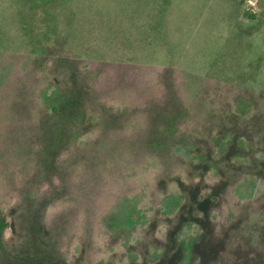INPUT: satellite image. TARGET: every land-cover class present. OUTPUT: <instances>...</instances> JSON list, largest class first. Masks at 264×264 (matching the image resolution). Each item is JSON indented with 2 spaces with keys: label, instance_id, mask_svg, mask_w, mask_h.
Wrapping results in <instances>:
<instances>
[{
  "label": "rangeland",
  "instance_id": "rangeland-1",
  "mask_svg": "<svg viewBox=\"0 0 264 264\" xmlns=\"http://www.w3.org/2000/svg\"><path fill=\"white\" fill-rule=\"evenodd\" d=\"M43 45L118 66L46 166ZM0 219V264H264V0H0Z\"/></svg>",
  "mask_w": 264,
  "mask_h": 264
},
{
  "label": "trees",
  "instance_id": "trees-1",
  "mask_svg": "<svg viewBox=\"0 0 264 264\" xmlns=\"http://www.w3.org/2000/svg\"><path fill=\"white\" fill-rule=\"evenodd\" d=\"M36 37V39H40L43 42L48 41L47 39L49 38L46 33H43L42 35L41 33H38ZM43 46L44 48L41 49L45 53L43 51H38L39 54L34 56L33 62L38 63L37 61L39 60L44 62V66L39 69V75L48 76V81L45 86L47 91L44 94V100L50 103L54 110L51 109L52 111H46L44 117V121L49 123V127H51L52 130L45 131L46 134H43L45 135L43 139H49L50 137L54 138V142L50 140H41L48 143H46L48 148L42 151V155L45 158V163L42 165L46 166V164H49L51 161H54L56 158L64 154V148L68 146L65 141L67 135H69L73 129L75 130L78 128L77 132L82 130V128H79L77 125L79 123L81 125L85 116L87 117L89 114L88 110L91 111L89 101L93 99L94 95L92 78H94L98 72L104 73L106 71H115L118 66L109 62L104 64V66L101 64H95L89 67V70H87L84 65L82 67L83 70H81V68L78 67V64H74V62L70 65L61 62L56 54L48 56V53H46L48 46ZM46 57L48 60L45 62L44 58L47 59ZM121 71L123 72L124 69ZM165 73H167L170 78L172 77L170 70L164 71V74ZM169 83L173 84L172 81ZM205 87V90H208V87ZM181 94L180 91L172 89L168 101L166 103H159L164 109L166 108V110H168L166 116L167 123L175 126V130H171L170 134L172 135L177 133L176 126L179 123V120L181 121L183 115L188 111L183 109V107L188 108V104L185 103V98ZM207 97V92L201 90V96L198 101L202 102V100ZM54 135H56V137H54ZM32 196L33 195L31 194V198L27 200L28 204L35 203L37 193L36 197ZM6 226L7 225H5L3 219H0L1 243L4 242V239H2L4 236L2 234ZM31 247L34 249L33 242Z\"/></svg>",
  "mask_w": 264,
  "mask_h": 264
}]
</instances>
